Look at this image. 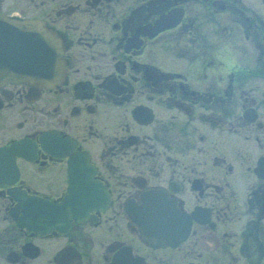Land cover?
<instances>
[{
    "label": "flooded vegetation",
    "instance_id": "flooded-vegetation-1",
    "mask_svg": "<svg viewBox=\"0 0 264 264\" xmlns=\"http://www.w3.org/2000/svg\"><path fill=\"white\" fill-rule=\"evenodd\" d=\"M261 8L0 0L62 49L59 82L0 86V264H264ZM42 205L77 219L44 230Z\"/></svg>",
    "mask_w": 264,
    "mask_h": 264
},
{
    "label": "water",
    "instance_id": "water-1",
    "mask_svg": "<svg viewBox=\"0 0 264 264\" xmlns=\"http://www.w3.org/2000/svg\"><path fill=\"white\" fill-rule=\"evenodd\" d=\"M61 53L59 39L41 22L0 16V86H52L59 82L61 76ZM260 163L255 169L257 175ZM69 197L63 203L66 204ZM42 207V211L46 212L42 217V220L45 219L42 222L44 230L52 227L50 215L55 211L60 218L58 225L64 226V230L71 224L69 218L77 219L76 209H64L56 205ZM137 226L141 236L152 242L153 232L148 230V224L138 223Z\"/></svg>",
    "mask_w": 264,
    "mask_h": 264
},
{
    "label": "rangeland",
    "instance_id": "rangeland-1",
    "mask_svg": "<svg viewBox=\"0 0 264 264\" xmlns=\"http://www.w3.org/2000/svg\"><path fill=\"white\" fill-rule=\"evenodd\" d=\"M264 9V8H261ZM234 35V34H233ZM232 40L235 43H239V41L236 40V38H232ZM221 46H223V43L220 45L218 49L219 53V58L220 59H226L228 58H233L235 63L244 66L245 68H250L251 71H254L253 69L255 68L254 64V59L256 51L251 49L248 46H242V45H233V48L231 49H223ZM237 47V51L235 50ZM229 67V65H228ZM254 83H250L247 88L249 89L250 87H253L254 90H257V80H253Z\"/></svg>",
    "mask_w": 264,
    "mask_h": 264
}]
</instances>
